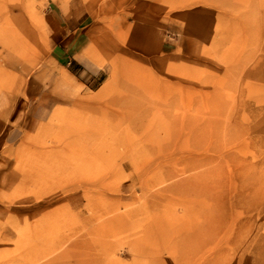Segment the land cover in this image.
Wrapping results in <instances>:
<instances>
[{"label":"rangeland","instance_id":"1","mask_svg":"<svg viewBox=\"0 0 264 264\" xmlns=\"http://www.w3.org/2000/svg\"><path fill=\"white\" fill-rule=\"evenodd\" d=\"M71 1L90 86L0 0V264H264V0Z\"/></svg>","mask_w":264,"mask_h":264},{"label":"crops","instance_id":"2","mask_svg":"<svg viewBox=\"0 0 264 264\" xmlns=\"http://www.w3.org/2000/svg\"><path fill=\"white\" fill-rule=\"evenodd\" d=\"M47 12L50 27L49 42L55 60L65 64L66 70L84 85L90 86L98 78V73L86 68L80 59V55L90 41L87 29H83L92 25L89 13L71 0L68 5L55 3ZM42 97L41 94L39 99L31 104L16 94H6L0 103V124L23 128L28 122L36 119L41 109H47V102L50 99L47 98L45 106L42 103L40 106Z\"/></svg>","mask_w":264,"mask_h":264},{"label":"bare ground","instance_id":"3","mask_svg":"<svg viewBox=\"0 0 264 264\" xmlns=\"http://www.w3.org/2000/svg\"><path fill=\"white\" fill-rule=\"evenodd\" d=\"M186 257V256H185ZM192 257H189V259L188 260H190ZM186 259H187V257H186ZM197 259V258H196ZM175 260V259H174ZM174 260H172L173 262H174ZM185 260V259H184ZM78 261V260H77ZM79 261H80V259H79ZM79 261H78V263H79ZM176 261V260H175ZM178 262V260L176 261V263ZM180 262V261H179ZM188 263V262H187ZM86 264V263H85ZM175 264V263H174ZM200 264V263H199Z\"/></svg>","mask_w":264,"mask_h":264}]
</instances>
